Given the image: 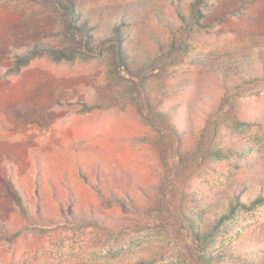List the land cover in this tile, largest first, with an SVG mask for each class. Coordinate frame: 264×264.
I'll return each mask as SVG.
<instances>
[{"label": "rangeland", "instance_id": "374dc122", "mask_svg": "<svg viewBox=\"0 0 264 264\" xmlns=\"http://www.w3.org/2000/svg\"><path fill=\"white\" fill-rule=\"evenodd\" d=\"M83 3V17L90 18L96 36L130 22L123 30L129 64L137 68L169 30L200 24L195 40L191 37L193 54L197 60L212 54L220 66L236 69L243 86L235 109L241 125L235 128L223 115L228 108L216 110L222 92L212 76L205 75L199 87L187 86L194 76L184 71L185 63L171 83L177 91L167 98L159 92L152 108L170 112L167 124L174 122L185 133L182 148L194 146L202 129L213 124L223 148L234 143V151L208 168L176 160L175 148L121 92L107 61L34 54L39 41L59 39L58 14L21 0H0V264H190L185 232L171 219L179 210L204 215L205 223H195L201 227L221 222L201 253L206 259L218 254L217 264H243L252 258L245 253L254 252L259 258L254 263L264 264V203L238 208L222 220L229 212L226 198L242 192L248 202L263 191L264 0ZM177 40L178 47L182 36ZM235 130L239 134H231ZM99 188L108 196L115 192L137 200L149 217L143 224L125 222L117 204L108 208L99 197ZM37 190L46 203L43 213ZM20 195L31 220L16 202ZM56 196L65 200L63 215ZM91 206L106 214H91Z\"/></svg>", "mask_w": 264, "mask_h": 264}, {"label": "trees", "instance_id": "16d2710c", "mask_svg": "<svg viewBox=\"0 0 264 264\" xmlns=\"http://www.w3.org/2000/svg\"><path fill=\"white\" fill-rule=\"evenodd\" d=\"M33 5H38L43 8L51 9L55 14L60 16V20L56 22V27L59 30V39L53 42H46L36 44L34 54L38 57L49 56L56 60H75L78 58L84 59H102L109 63L110 70L118 79L121 92L124 93L130 100L138 103L142 110L143 118L146 123L153 129L158 131L159 134L169 142L171 146L175 148L174 158L176 160L197 162L198 166L210 167L215 165L222 157H227L234 151L235 144L233 143L228 148H223L222 142L219 140L220 130L217 125L207 124L202 129V136L194 146L189 148H182V137L185 134L179 133L182 128L177 127L174 122L170 125L167 122L171 118L168 110L155 112L153 107V98L159 92L162 93L161 97H169V95L175 93L177 90L172 89V80L176 73L179 71L178 66L186 64L185 72L192 73L194 78L189 80L187 86H193L194 82L199 87L204 83L203 78L205 75L213 77V84L217 88L218 94H222L217 98V105L219 112H222L224 108H228L227 112L223 115H227V118L235 128L238 127L240 121L238 115L235 112L237 107V98L242 90V85H238V74L236 69L232 67L220 66L221 61L216 58H211L212 54H207L203 58L198 59L193 54V47L191 45V37L195 40L197 30L200 24L192 23L191 30L178 29L176 32L169 30V36L165 41L156 40V48L152 57H147V63L143 62L138 68L137 65L131 66L128 60L127 51V37L125 33V27H129L130 22L123 20L120 23H116L111 35H95V27L91 25L90 18L83 17V11L85 5L83 0H21ZM57 20V19H56ZM185 22V20L183 19ZM195 27L196 29H194ZM193 32V35L191 34ZM177 35L182 36L180 45L177 47ZM38 49V50H37ZM223 63V62H222ZM264 75V65L262 66ZM191 75V74H190ZM231 75V76H230ZM154 78H158V83L154 84ZM193 81V82H190ZM194 86V87H197ZM172 89V90H171ZM195 89V88H194ZM170 91V92H169ZM162 100L158 101L161 102ZM152 109L154 113L152 112ZM156 109V108H155ZM190 122V119L187 123ZM174 129V130H173ZM176 129V130H175ZM210 130L209 135H206ZM231 132V134H239ZM207 136V137H206ZM232 136V135H231ZM205 139V140H204ZM218 139V141H217ZM184 149V150H183ZM242 166H238L241 168ZM18 189V188H16ZM263 191L260 196L253 201L245 202L243 200V193L236 192L231 197L226 198L228 203L229 212L222 215V220L231 219L236 213L238 208L244 210H252L258 204L264 203V182H262ZM19 192V191H18ZM99 197L109 202L112 205L119 206L121 208V216L124 217L125 222L133 224H143L145 218L149 217V213L145 212L144 207L140 205L137 200L127 195H121L118 193H110L109 196L103 192L101 188L97 189ZM70 202L69 214L73 215L75 210L72 204L75 203L73 193L68 188ZM38 212L43 213L42 209L46 207L44 196L37 190ZM55 197V194H54ZM56 202L61 209V215L65 210V200L56 196ZM16 202L22 207V215L26 221L31 220L32 215L29 214V209L25 208L22 196L16 198ZM249 203V204H248ZM98 208L90 207V213L104 215L105 212ZM95 222L99 223L101 220L94 215ZM171 219L174 221V225L178 226L181 232H185L183 239L188 244V250L192 253L190 256V264H217L221 258L220 255L210 254L207 259L201 255L202 251L207 250L210 245V237L213 236L221 226V222L214 227L199 226L197 221L206 222L205 216L198 214V218L195 214L184 213L179 210L178 213L171 214ZM211 228V229H210ZM225 232V230H224ZM264 255V254H263ZM197 256V257H196ZM246 257H252L250 260H244L243 264H255L256 259L254 252H246ZM264 258V257H262ZM210 261V262H209Z\"/></svg>", "mask_w": 264, "mask_h": 264}]
</instances>
